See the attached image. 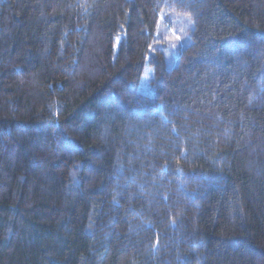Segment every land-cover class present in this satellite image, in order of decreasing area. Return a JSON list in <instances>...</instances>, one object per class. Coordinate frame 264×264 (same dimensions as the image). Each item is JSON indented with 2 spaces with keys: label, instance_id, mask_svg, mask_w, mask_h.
Instances as JSON below:
<instances>
[{
  "label": "trees",
  "instance_id": "1",
  "mask_svg": "<svg viewBox=\"0 0 264 264\" xmlns=\"http://www.w3.org/2000/svg\"><path fill=\"white\" fill-rule=\"evenodd\" d=\"M0 264H264V0H0Z\"/></svg>",
  "mask_w": 264,
  "mask_h": 264
},
{
  "label": "rangeland",
  "instance_id": "2",
  "mask_svg": "<svg viewBox=\"0 0 264 264\" xmlns=\"http://www.w3.org/2000/svg\"><path fill=\"white\" fill-rule=\"evenodd\" d=\"M149 76V70L146 69L141 81L140 90H147L149 88Z\"/></svg>",
  "mask_w": 264,
  "mask_h": 264
}]
</instances>
